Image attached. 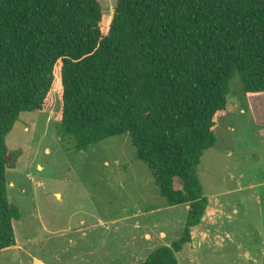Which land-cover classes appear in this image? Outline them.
I'll use <instances>...</instances> for the list:
<instances>
[{"label": "trees", "instance_id": "obj_1", "mask_svg": "<svg viewBox=\"0 0 264 264\" xmlns=\"http://www.w3.org/2000/svg\"><path fill=\"white\" fill-rule=\"evenodd\" d=\"M264 122V0H0V250L14 248L6 137L50 110L78 148L129 135L169 206H189L178 240L142 264H179L201 224L199 176L233 77Z\"/></svg>", "mask_w": 264, "mask_h": 264}, {"label": "rangeland", "instance_id": "obj_2", "mask_svg": "<svg viewBox=\"0 0 264 264\" xmlns=\"http://www.w3.org/2000/svg\"><path fill=\"white\" fill-rule=\"evenodd\" d=\"M101 1L111 14L114 0ZM228 107L201 158L207 207L179 264H264V122L238 75ZM57 110L56 101L22 112L6 137L8 195L21 218L17 246L0 250V264H142L178 240L188 205L167 208L130 136L80 150Z\"/></svg>", "mask_w": 264, "mask_h": 264}, {"label": "crops", "instance_id": "obj_3", "mask_svg": "<svg viewBox=\"0 0 264 264\" xmlns=\"http://www.w3.org/2000/svg\"><path fill=\"white\" fill-rule=\"evenodd\" d=\"M181 205H184V204H181ZM178 206H179V205H175V206H168L167 208H173V207H174V208H175V207H177V208H178ZM186 208H187V209H186V212L188 213L189 206H186ZM187 213H186V215H187ZM171 243H172V242H171ZM171 243H170V244H171ZM166 245H169V244H166Z\"/></svg>", "mask_w": 264, "mask_h": 264}]
</instances>
